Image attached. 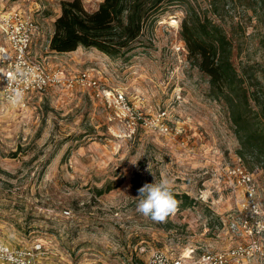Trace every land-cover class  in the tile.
<instances>
[{"label": "rangeland", "instance_id": "rangeland-1", "mask_svg": "<svg viewBox=\"0 0 264 264\" xmlns=\"http://www.w3.org/2000/svg\"><path fill=\"white\" fill-rule=\"evenodd\" d=\"M62 1L0 0V12L30 7L42 30L35 56L69 76L89 70L103 87L123 91L149 120L166 112L170 132L130 127L81 86L0 105V238L17 248L42 246L41 264H148L158 252L176 257L187 248L202 254L248 247L252 238L229 228L239 200L229 171L241 159L254 173L263 209L264 171L240 157L228 105L212 93L186 46L178 48L185 45L181 27L191 11L224 30L240 74L264 82V0L256 9L247 0H172L134 49L115 57L95 49L50 51ZM103 1L83 4L95 11ZM6 44L0 29V48ZM162 179L192 204L180 201L166 221L155 222L137 212L136 196L145 183ZM259 241L264 251V235ZM247 250L233 264H264V255Z\"/></svg>", "mask_w": 264, "mask_h": 264}, {"label": "trees", "instance_id": "trees-1", "mask_svg": "<svg viewBox=\"0 0 264 264\" xmlns=\"http://www.w3.org/2000/svg\"><path fill=\"white\" fill-rule=\"evenodd\" d=\"M171 1L104 0L95 11H88L83 0H63L61 14L54 22L50 51L62 54L84 48L110 57L127 54L151 19ZM258 1L247 0L245 5L256 9ZM181 38L189 59L209 77L212 93L228 105L240 143V157L253 159L264 171V82L237 71L231 41L210 19L188 11L182 22ZM174 196L178 205L180 201L186 206L192 204L188 196Z\"/></svg>", "mask_w": 264, "mask_h": 264}, {"label": "built area", "instance_id": "built-area-1", "mask_svg": "<svg viewBox=\"0 0 264 264\" xmlns=\"http://www.w3.org/2000/svg\"><path fill=\"white\" fill-rule=\"evenodd\" d=\"M37 0H27L28 4ZM34 11L26 10L0 12V29L6 37L7 44L0 48V105H19L35 93H43L57 87L73 89L81 86L92 89L96 96L114 109L121 119L128 120L130 127L139 123L153 126L161 133L168 134L170 128L165 124L166 112L149 120L133 105L126 94L120 90L110 91L103 87L89 70L75 75H66L54 68L47 58L35 56L33 48L40 27L34 18ZM185 50L182 45L178 50ZM23 91V100L18 104L11 102L15 90ZM229 185L238 192L235 217L229 224L235 235L251 237L248 247L239 246L227 251L203 252L197 254V248H187L178 256L169 257L165 252H158L148 264H233L240 262L249 253L247 248L264 255L260 246V237L264 235V209L258 199V182L254 173L249 172L241 159L229 171ZM239 192H243L242 195ZM258 238L257 239H255ZM42 246L33 249L17 248L0 238L1 264H41L38 256L42 254Z\"/></svg>", "mask_w": 264, "mask_h": 264}, {"label": "clouds", "instance_id": "clouds-1", "mask_svg": "<svg viewBox=\"0 0 264 264\" xmlns=\"http://www.w3.org/2000/svg\"><path fill=\"white\" fill-rule=\"evenodd\" d=\"M22 100L23 91L15 90L11 102L18 104ZM137 191V212L155 222L166 221L178 208L179 202L176 200L167 179H162L159 183H145Z\"/></svg>", "mask_w": 264, "mask_h": 264}, {"label": "crops", "instance_id": "crops-1", "mask_svg": "<svg viewBox=\"0 0 264 264\" xmlns=\"http://www.w3.org/2000/svg\"><path fill=\"white\" fill-rule=\"evenodd\" d=\"M59 15L61 14V7H59ZM59 15H57V17L59 16ZM40 27V26H39ZM42 29V28H41ZM41 33H42V30H40L39 31V34L37 35V37L36 38H38V37H40V35H41ZM53 33H54V31L52 32V35H51V38H52V36H53ZM51 40V39H50ZM36 41V40H35ZM49 45H50V42H49ZM64 54H67V53H64ZM42 57V56H41ZM47 60H48V58H47ZM50 63V62H49ZM51 64V63H50Z\"/></svg>", "mask_w": 264, "mask_h": 264}]
</instances>
